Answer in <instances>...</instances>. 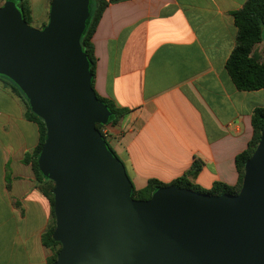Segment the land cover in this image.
<instances>
[{"label":"crops","instance_id":"obj_1","mask_svg":"<svg viewBox=\"0 0 264 264\" xmlns=\"http://www.w3.org/2000/svg\"><path fill=\"white\" fill-rule=\"evenodd\" d=\"M7 0H0V6ZM32 24H47L52 0H27ZM247 0H117L93 34L94 90L130 112L106 123L108 142L134 186L189 180L203 192L235 185L236 156L252 136L264 88L240 90L227 61L236 46L233 13ZM264 59V40L255 46ZM24 98L0 80V264H47L51 204L25 162L40 139Z\"/></svg>","mask_w":264,"mask_h":264},{"label":"water","instance_id":"obj_2","mask_svg":"<svg viewBox=\"0 0 264 264\" xmlns=\"http://www.w3.org/2000/svg\"><path fill=\"white\" fill-rule=\"evenodd\" d=\"M90 0H52L42 27L0 6V74L46 125L38 158L54 184V264H264V126L237 194L176 184L132 195L125 164L97 124L111 116L81 45Z\"/></svg>","mask_w":264,"mask_h":264},{"label":"trees","instance_id":"obj_3","mask_svg":"<svg viewBox=\"0 0 264 264\" xmlns=\"http://www.w3.org/2000/svg\"><path fill=\"white\" fill-rule=\"evenodd\" d=\"M117 0H90L89 1V18L86 27L81 36V45L83 52L86 54L90 64L92 73V87L94 88V76L96 69L97 58L95 55L94 44L92 41L93 34L97 25L103 15L107 5ZM16 5L21 10L23 18L32 24V14L27 0H15ZM235 25L237 27L236 46L233 49L228 61L227 70L240 90H257L264 88V59L256 54L255 46L264 40V0H247L243 7L233 13ZM45 25V24H44ZM43 25V26H44ZM0 80L10 84L12 88L17 91L25 100L27 104V116L35 120L39 124L40 139L37 147L32 153H27L24 161L32 162L37 185L40 191L47 197L51 204V221L48 228L43 234V243L49 247L53 254L48 258L47 264H54L58 252L61 249V243L54 238V231L56 227V217L54 212V182L44 176L38 165V158L46 138V125L42 118L37 116L30 108L29 101L19 86L13 82L9 77L0 74ZM96 95L102 100L110 109L111 116L107 123H116L123 119L130 110L127 108H118L110 100L101 97L97 92ZM253 136L247 148L236 156V166L239 173L238 181L235 185H228L222 182H215L211 189L205 191L210 194H237L239 193L245 175V167L247 161L251 158L256 147L260 141L262 129L264 126V107H257L252 115ZM97 128L102 132L103 124H97ZM103 135V134H102ZM106 139V137L103 135ZM109 149L116 156L117 153L111 147L106 139ZM200 169V163L195 162L191 170L175 179L173 182L166 184L157 179H150L148 184L137 189L132 180L133 192L132 195L137 199H149L158 187L176 184L181 187H187L197 191H203L195 186L190 180L189 175L196 173Z\"/></svg>","mask_w":264,"mask_h":264},{"label":"built area","instance_id":"obj_4","mask_svg":"<svg viewBox=\"0 0 264 264\" xmlns=\"http://www.w3.org/2000/svg\"><path fill=\"white\" fill-rule=\"evenodd\" d=\"M101 133L106 137V139L108 138V131L104 127L102 128Z\"/></svg>","mask_w":264,"mask_h":264},{"label":"rangeland","instance_id":"obj_5","mask_svg":"<svg viewBox=\"0 0 264 264\" xmlns=\"http://www.w3.org/2000/svg\"><path fill=\"white\" fill-rule=\"evenodd\" d=\"M31 25H33L34 27H37V28L42 27L41 25H36V24H31Z\"/></svg>","mask_w":264,"mask_h":264}]
</instances>
